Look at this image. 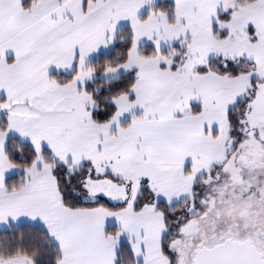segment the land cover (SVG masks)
<instances>
[{
  "label": "snow or ice",
  "instance_id": "6c2138e0",
  "mask_svg": "<svg viewBox=\"0 0 264 264\" xmlns=\"http://www.w3.org/2000/svg\"><path fill=\"white\" fill-rule=\"evenodd\" d=\"M117 48L102 74L128 79L94 92L89 58ZM250 170L264 0H0V264H264Z\"/></svg>",
  "mask_w": 264,
  "mask_h": 264
},
{
  "label": "trees",
  "instance_id": "16d2710c",
  "mask_svg": "<svg viewBox=\"0 0 264 264\" xmlns=\"http://www.w3.org/2000/svg\"><path fill=\"white\" fill-rule=\"evenodd\" d=\"M124 29L125 27L121 28L117 36V39L121 42H127L128 39L127 32ZM144 47L145 45L142 46V48ZM123 56H124V49L117 48V49H112L110 53L105 52L103 56L95 57L92 60H90L89 63H91L96 68V76L90 82V88L94 92L99 90L100 93H107V95L110 96L114 86L128 79V74L122 75L116 80L109 82H106L101 78L104 70L105 61H110L113 64H115L118 63L120 60H122ZM98 102L101 106V109H103V107L106 106L107 104V96L101 94L99 96ZM13 148L14 150L22 151L21 146L16 141H13ZM183 211H184L183 205H177L169 209L170 214H179ZM13 232L17 235L23 233V244L26 246L28 254H31L35 249L41 248V245L43 244L42 236L37 230H33L24 227L22 225H18V226H13ZM41 251L43 252V249H41ZM122 264H132L131 258L125 255L122 258Z\"/></svg>",
  "mask_w": 264,
  "mask_h": 264
},
{
  "label": "rangeland",
  "instance_id": "374dc122",
  "mask_svg": "<svg viewBox=\"0 0 264 264\" xmlns=\"http://www.w3.org/2000/svg\"><path fill=\"white\" fill-rule=\"evenodd\" d=\"M144 44L141 45V47L143 46ZM112 51V49H109L107 50L106 52L110 53ZM97 56H93V57H90L89 58V62L90 60H92L93 58H95ZM245 65H241V68H244ZM127 73H124V72H120V73H117L115 76L113 75H109L107 77H105L103 74H102V79L106 82H109V81H113V80H116L117 78L121 77L122 75H125ZM248 175L252 178V182L255 183V176L256 175H264V172H254V171H249ZM239 190H237L238 192ZM229 196L231 199H234V200H239V196H235L233 197L232 194H231V190L229 191ZM250 206V211L253 213V216L247 220V221H241V224H240V227H241V230H243L245 227H247L249 224L255 222V213L256 212H260V211H264V200L262 201H257L255 199H252L250 201L247 202ZM187 207V205H183V209L185 210ZM223 226L225 227H235L236 226V220L233 218V219H226L224 222H223ZM189 244L191 243V241L188 242Z\"/></svg>",
  "mask_w": 264,
  "mask_h": 264
},
{
  "label": "crops",
  "instance_id": "0c3cea01",
  "mask_svg": "<svg viewBox=\"0 0 264 264\" xmlns=\"http://www.w3.org/2000/svg\"><path fill=\"white\" fill-rule=\"evenodd\" d=\"M123 27H126V26H122V28H123ZM16 226H18V225H16Z\"/></svg>",
  "mask_w": 264,
  "mask_h": 264
}]
</instances>
